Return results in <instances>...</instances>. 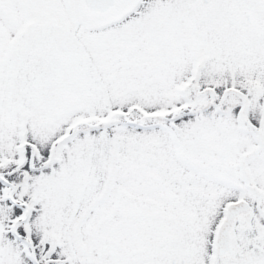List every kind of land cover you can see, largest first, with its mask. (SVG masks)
Segmentation results:
<instances>
[{"label": "snow or ice", "instance_id": "snow-or-ice-1", "mask_svg": "<svg viewBox=\"0 0 264 264\" xmlns=\"http://www.w3.org/2000/svg\"><path fill=\"white\" fill-rule=\"evenodd\" d=\"M0 264H264V0H0Z\"/></svg>", "mask_w": 264, "mask_h": 264}]
</instances>
